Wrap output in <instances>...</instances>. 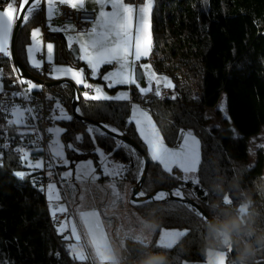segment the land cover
Returning <instances> with one entry per match:
<instances>
[{"label": "trees", "instance_id": "1", "mask_svg": "<svg viewBox=\"0 0 264 264\" xmlns=\"http://www.w3.org/2000/svg\"><path fill=\"white\" fill-rule=\"evenodd\" d=\"M39 16L37 11L24 23L15 43L19 61L37 76L39 72L28 64L25 51L30 30L39 22ZM150 23L151 50L142 60L148 61L155 73L168 76L175 92L163 101L151 98L150 114L168 145L174 144L182 131H193L200 143V160L196 181H185L180 171L167 172L157 161L149 159L142 192L150 194L160 188L177 187L212 220L235 215L236 206L243 199L241 191L247 193L258 213L254 217L255 233L249 236L241 231L234 236V247L238 256L244 243H251L254 255L245 264L264 263V242L257 243V237L264 233V149L257 148L254 163L248 165V140L264 126V0H153ZM45 37L52 36L45 33ZM52 40L56 62L84 68L79 60H72L62 38L53 36ZM107 69L108 66L101 67L99 76ZM14 77L12 60L5 55L0 57L1 85L10 86ZM96 81L103 83L100 78ZM119 88L123 86L108 91ZM46 91L50 94L49 102L59 101L71 117L63 121L61 134L70 165L85 159L96 164L98 146L111 159L126 166L125 178L136 183L142 168L140 155L99 128L95 140L91 139L86 130L97 127L73 118L72 91L68 85L49 87ZM194 92L197 97H193ZM132 94L137 98L134 90ZM222 98L226 116L221 127L208 128L206 110L217 111ZM77 109L85 119L117 129L146 153L129 119L128 102L81 97ZM10 127L0 116V130ZM77 136L82 139L77 140ZM25 164L15 152L0 156V264H88V260L71 257L65 242L55 234V224L48 215L44 190L39 184L42 173ZM18 171L26 173L24 178L15 175ZM225 197L230 203L223 202ZM133 207L153 228L147 242L152 249L136 239L126 238L119 264H140L157 253L167 257L166 264L205 260L211 249L207 243L208 223L196 210L174 200ZM162 228L179 229L186 234L171 248H156L155 238ZM226 261L235 264L227 252Z\"/></svg>", "mask_w": 264, "mask_h": 264}, {"label": "rangeland", "instance_id": "2", "mask_svg": "<svg viewBox=\"0 0 264 264\" xmlns=\"http://www.w3.org/2000/svg\"><path fill=\"white\" fill-rule=\"evenodd\" d=\"M9 2H10L9 0L5 2L0 7V10H5ZM145 3H146V0H143L142 7L144 6ZM12 29L7 34L8 50H9L10 40L12 36ZM2 41H3V37L0 36V43H2ZM143 58H147V57H142V59ZM33 59L31 63L32 66H33ZM36 63L42 64V62H39V61ZM141 66H146V67H141ZM119 67L120 65L114 62L112 71H110L107 75V76H112L113 81L119 79V77H116L113 75L114 73L117 72ZM65 68L66 69L71 68L73 71H82L84 83H87L93 86L94 93L92 95H96L95 88L97 87L102 89L103 94H106V90L103 89L104 85H102L101 83L99 84V83L89 81L82 67L77 68V67H73L69 65ZM138 69L142 72L143 76L147 77L146 79L150 78L149 80H145L144 78L146 85L145 86L142 85L143 87L141 86L138 87V89L140 88L150 89L145 94H141L139 90V93L142 95V100L145 101L147 98L151 97L155 91L159 90L160 87H164V85L167 83H171L172 87L170 88L164 87V89L169 90L172 96L175 95L173 81L168 76L161 75V74L160 75L155 74L148 61L140 59L138 61V65L137 64L131 65L128 71L130 70L133 76L135 77L136 71ZM97 74L98 72L96 73L92 72V75H97ZM61 75H63V76H60L62 78L56 79V78H53L52 76H50V78L54 80H68L77 88L84 87L83 84L77 85L70 74L68 76H65L63 73ZM90 78H92L91 75H90ZM23 80L26 81L25 79ZM156 80L161 81V83L157 85L155 82ZM28 82H31V81H28ZM24 84H26L27 86V83H24ZM36 85L39 87L38 84ZM1 86L2 85L0 82V87ZM116 91L117 93L115 95L110 94L109 96L110 97H116V96L126 97L125 98L126 100H122V101L129 102V106H130L129 119H132L136 132L139 138L141 139V141L144 143L146 154L149 159L153 160L151 157L150 145L147 142V140H145L144 136L141 134V127H140L141 121L144 122L145 132L151 133L152 129L154 128L155 131L158 133V139H160L163 145L170 151H179L180 145L183 143V139L181 135L182 132L184 134L191 133L192 138L198 142L196 147H197V152H198V156L200 160V143H199L198 136L193 131L191 130L182 131L179 134L177 141L172 145H168L166 141L164 140L156 123L154 122L150 112L145 111L143 107L139 106L135 102H133L132 105L130 104L131 100H128V98L130 97V90L129 89L126 90V88L123 87V88L117 89ZM49 105H51V108L53 109L56 105V101L49 102ZM61 106L65 109L66 113L68 114V110L66 109V107H64V105H61ZM217 108H218L217 111L215 109L206 110V117L208 118V123H207L208 128L212 126L221 127V120L222 118L226 116L224 98L219 100ZM13 119H15L14 116H13ZM54 121L55 123L52 128H59L62 130L61 133L59 134L58 139H59L60 145H63L61 142V134L64 130V125H63L64 120H54ZM56 139H57V136L53 133H50L49 139H48V145H50ZM261 145H264V126L261 128L258 134L250 137L248 140V165L249 166H251L255 161L256 149L259 147L264 149V147H261ZM54 151L55 149H50L51 157L53 159H57V157H54L52 155ZM95 152L97 153V157H98L96 164L92 159H85V160L74 162L73 165H70L67 159L65 147H63V157H61L63 161V165H62V169L58 170V177L61 180H64V183H66L65 182L66 178L72 177V179L74 180V183L73 184L66 183L67 185L64 184L63 186L64 195H62L60 188L57 182L55 181L54 173L48 170L46 171L45 175L51 180L48 181L44 187V198L46 201V206L48 207V212L52 216H53V212H59V211H56V207L54 208L53 206H60V207H64L67 209L66 212H61V213H65L68 215L67 219L61 222L55 223V225H53V228H54L55 234L62 241L65 242L66 247L71 249V257L74 258L72 254V248H71V246L74 245L76 246L77 251H83L86 257V259L83 261L88 260L89 261L88 264H113L114 261L117 262V264H119V261L122 256V246H123L124 240L126 238L137 239L138 237L139 238L137 239L138 241L145 242L148 237V233H149L148 230L150 228L149 227L150 225H149V222H147L146 220L142 219V217L139 216V214L136 212V210L133 207V203L131 201V194H132V189L135 183H132L131 181L126 179L124 173L120 174L121 180H119V177H118L119 175L118 176L105 175V171H104L105 168L111 169L114 165H121V164L118 161L111 159L110 156L104 153L98 146L95 147ZM101 152H103L105 156H107V161H105L104 156L100 155ZM89 161L92 162V168L95 170L94 174L98 178L97 179L89 178V179L81 180L78 178L79 167L80 165L86 164ZM37 162L39 161L27 162V163H37ZM157 162L161 165L163 170L167 171L164 168L163 164H161L159 161ZM27 168H30V167H27ZM197 169H198V166H197ZM173 170L180 171L182 178H184L187 175L190 178L188 180L196 181L197 171L193 173L185 174L180 168L175 167V166L173 167L172 171ZM69 172L72 173V175L67 176L65 178V173H69ZM263 174H264V170H263ZM101 176L103 178L107 177L109 178V180L103 181L100 179ZM51 184L55 185V194L59 195L60 197L59 200L50 201L48 199V196L50 194L49 185ZM85 216H88L89 219L85 220ZM89 223H91L93 227L97 230V236L103 238L108 248L107 261L102 260L96 252V249L92 243L93 235L89 232ZM62 225H65L66 227L63 232H60L59 229L61 228ZM74 231L80 235L79 240H77L75 236L73 235ZM159 232L160 233L156 235V238H155L156 241L157 242L161 241L162 243L166 245L168 243H171L173 240H175L176 242L181 237V236H177L176 234L179 232H183V231L179 229L162 228ZM68 251L70 254V250ZM75 259L78 261H81L78 258H75Z\"/></svg>", "mask_w": 264, "mask_h": 264}, {"label": "snow or ice", "instance_id": "3", "mask_svg": "<svg viewBox=\"0 0 264 264\" xmlns=\"http://www.w3.org/2000/svg\"><path fill=\"white\" fill-rule=\"evenodd\" d=\"M44 0H10L7 4V8L5 10H0V36L3 37L2 43H0V53L5 56L9 55L8 50V41L7 34L11 31L14 26V22L16 20H20L21 22H27L31 20L37 11L41 8ZM95 2L101 6L105 4H112L114 11L112 13H101V18L98 19V24H103L105 29V34L101 36L99 39H91L88 44L84 46L85 55L81 57V59L85 60L93 73H96L99 67L103 64H113L114 62L119 64L120 67L116 73L113 75L119 77V79L113 81L112 76H105L104 79L113 81L109 84V86H114L115 83L120 84H137V79L132 75L130 71H128L131 65H134L136 61H139L142 57H147L151 50L152 39H151V23H150V13L153 6V0H146V3L142 8H139L137 11L138 24L135 29V34H133V13L134 8L131 5H126L123 3V0H95ZM48 5L47 11V20H51V18L56 14L53 11V7L55 5H66L69 6L73 10H82L85 4V0H46ZM53 31H59L60 29L53 28ZM65 31L70 30L68 27L64 28ZM74 30V26L73 29ZM96 30L93 28L92 34L85 33L86 36L95 34ZM31 36L35 39L40 36V29H34L31 33ZM115 36V40L112 37ZM38 44L39 41L36 40ZM115 44V46L110 47V44ZM91 49V51H90ZM47 52L49 56H51L53 52V45H47ZM131 62L129 61V58ZM33 67L40 68L42 67L41 63H36L33 60ZM146 67V66H141ZM71 77L74 79L77 85L83 84L86 88H92L93 86L87 83H84L83 72L82 71H73L71 68L64 70V75ZM157 85L161 83V81H155ZM19 83L24 84L27 83V88L24 89L23 92L13 93V95H21L25 100L31 99V92L38 88V86L32 82L20 80ZM139 87V85H137ZM42 87V86H39ZM164 87L170 88L172 87L171 83H167ZM141 94L147 93L150 89L148 88H140ZM96 95L89 96L87 92L83 95L86 99L91 100H109V99H122L126 97H110L106 94H103L102 89L97 87L95 88ZM156 95L159 96V90L156 91ZM48 99H51L50 97ZM7 111V109H6ZM33 109L31 108H21V107H13L11 109V114L15 117V119L7 121L9 125H22L25 122L26 113H31ZM78 111V110H77ZM53 115L49 118L52 120H69L70 116L66 113L65 109L61 106L60 102L57 101L55 107L52 109ZM58 113V114H57ZM97 128H89L86 131L90 135V138L95 140V134H97ZM107 128L108 126H103ZM141 134L144 136L145 140L150 145L151 157L154 161H159L163 164L164 168L171 172L173 167L180 168L183 173H193L197 171V166L199 162V156L197 152V141H195L191 133L184 134L182 132L183 143L180 145L179 151H170L167 149L162 141L158 139V133L153 128L151 133L145 132L144 122H140ZM110 131L119 135L116 129H109ZM48 132L53 133L57 136V139L54 140L50 145V149H55L52 153L54 157L61 158L63 157V145L59 143V134L61 133V129L59 128H49ZM21 135H24L21 133ZM77 140L82 139L81 136L76 137ZM6 145L0 144V149H3ZM68 147H72V145H68ZM264 147V145H261ZM16 152L19 154V159L26 162V167L40 169L43 167L42 163H27L29 158V153L23 151L21 148H17ZM101 156H104L105 161H107V156L103 152L100 153ZM105 175L109 176H118L122 174L123 165H114L111 169L105 168ZM95 170L92 168V162L89 161L86 164H82L79 167L78 178L81 180L85 179H97L98 177L94 174ZM16 176L20 178H24L26 175L25 172L18 171L15 173ZM72 175V173H65V178L67 176ZM185 181L190 179L187 175L183 178ZM198 182V181H197ZM50 194L48 199L50 201L59 200L60 197L58 194H55V185H49ZM145 194L143 192L138 193V197H143ZM169 195L175 196L180 199H184V193L177 188L172 193L159 192L155 195V200H162L168 197ZM133 203H137V201H133ZM56 211L66 212L67 209L60 206H55ZM191 207V206H190ZM197 212L199 210L197 209ZM202 218H207L204 213H199ZM55 215V212H53ZM89 217L85 216V220H88ZM65 225H62L59 229L60 232H63L65 229ZM89 232L93 235V245L96 249L97 254L100 256L102 260L107 261L108 259V248L102 237L97 236V230L93 227L91 223H89ZM184 232H179L176 235L182 236L185 235ZM73 235L77 240L80 239V235L73 232ZM137 239H139L137 237ZM147 247L152 249L147 242H144ZM175 240L171 243L163 245L164 247L171 248ZM156 248L161 247L160 244L155 246ZM72 254L74 258H78L83 261L86 259L83 251H77L76 246H71ZM139 254V252H138ZM211 264H219L218 260H214Z\"/></svg>", "mask_w": 264, "mask_h": 264}, {"label": "built area", "instance_id": "4", "mask_svg": "<svg viewBox=\"0 0 264 264\" xmlns=\"http://www.w3.org/2000/svg\"><path fill=\"white\" fill-rule=\"evenodd\" d=\"M52 22L74 26L75 32H90L95 22V14L91 11L73 10L69 6H63L58 16L52 19ZM2 56L4 55L0 54V57ZM7 57H9V55ZM37 58L41 59V55H37ZM47 71L45 66L38 70L39 77L44 81L49 80ZM20 80L23 79L20 78L18 72L15 70L13 83L7 87H0V116L2 120L8 124L7 121L13 119V115L11 114V109L13 107L31 108L33 111L31 113H26L24 124L10 125V129L0 130V144L6 145V147L0 149V156L7 152L17 153V148H21L23 151L28 152V162L39 161L43 164L42 168L37 169L42 173V178L39 182L42 189L44 190L46 183L51 180L45 175L46 171L50 170L54 173L55 181L60 188L61 194L64 195V180L58 177V168L63 165V161L61 158L53 159L51 157L48 145L50 132H48L47 129L52 128L55 123L54 120L49 118L52 116V108L49 105L50 99H48L50 95L44 86L40 87L39 90H33L30 94L31 99L28 100H25L21 95H13V93L23 92L24 89L27 88L26 84L19 83ZM85 92L90 95L93 93V89L82 87L80 90L81 97H83ZM159 92V96L156 95L155 91L151 97L147 98L145 101L139 102V105L143 107L145 111L150 112L148 104L151 98L163 101L173 97L167 89L160 88ZM197 96L198 94L194 92L193 97ZM21 133L24 135H21ZM126 170L127 167L123 166L122 173H125ZM103 180L108 181L109 178L106 177L103 178ZM65 182L73 183V179L66 178ZM66 216L67 214L65 213L55 214V223L60 222Z\"/></svg>", "mask_w": 264, "mask_h": 264}, {"label": "crops", "instance_id": "5", "mask_svg": "<svg viewBox=\"0 0 264 264\" xmlns=\"http://www.w3.org/2000/svg\"><path fill=\"white\" fill-rule=\"evenodd\" d=\"M123 3L126 4V5H131L134 8V13H133V34H135V29H136L137 24H138V18H137V11L136 10H138L139 8H142V3H128L125 0H123ZM63 6H66V5H55L53 7V11H55L56 14L49 21V20L46 19V17H47V11H48V5L46 3V0H44L41 8L38 10V12H40L39 22L36 25H34L31 28V30H30V39H29L28 45L26 46V51H25V53H26V60H27L28 64L31 67H33L31 65V63H32V59L34 58L33 60H35L36 62H38V61L39 62H42V67L43 66L46 67V69L48 70L47 71L48 72L47 76H48L49 80H54V79L50 78V76H52L53 78H56V79L57 78H62L60 76H63L61 74H63L64 73V70H66L65 67H67L69 65L72 66V65L69 64V63H58V62L55 61L54 42L52 40V37L53 36H56V37L62 38L64 40V42H65L66 47L70 50V55H71L72 60H74V59H73V56L71 54V48L73 46L76 47V50H77V53H78V60L81 62L82 66L85 68V69L83 68V70L85 72L86 77L89 79V81H92V82H95V83H99L100 84V82H97L96 81V79L100 78V80L103 81V83H101L102 85H104V88L103 89L106 90V94L108 96L110 94H114L115 95L117 93V91L109 92L108 91L109 88L123 86V87L126 88V90L127 89L130 90V97L128 98V100H131V103L130 104L132 105L133 102H135L136 104L139 105V102H142L143 100H142V95L139 93V89H138V86L137 85H139V87L140 86L141 87L145 86L146 85V82L144 81V78H145V80H149L150 78L149 79H146L147 77L143 76V74H142V76H143V82H144L143 86L140 85L138 82H137V84H120V83H115L114 86H109V84L112 83V81L106 80V79H104V77L107 76L110 71H112L113 64L114 63L113 64H103V65H101L99 67L98 71H97L98 74L97 75H92V71L90 70L89 64L85 60L81 59V57L85 55L84 50H83L84 49V46L86 44H88L91 39H99V38H101V36L103 34H105V29H104L103 24H98L97 21H98V19L101 18V13L102 12L103 13H112L114 11V8H113L112 4H105V5L101 6V5L97 4L95 2V0H85V4H84V7H83L82 10L91 11V12H93L95 14V22H94V24L92 26V30H93V28H95L96 32H95V34L88 35V36H86L85 33L92 34V31H90V32H84V31L75 32V29L72 30L73 29L72 26H67V25L59 24L57 22H55V23L52 22V19L53 18H56L58 16V14H59V12H60V10H61V8ZM14 24H15V22H14ZM65 27H68L70 30L65 31L64 30ZM37 28L40 29V36L34 39L31 36V33H32V31L34 29H37ZM53 28L60 29V30L59 31H53L52 30ZM12 31H13V29H12ZM45 33L47 34V36H52V37H50L51 39L50 38L46 39ZM112 39L115 40L116 39L115 36H113ZM36 40L39 41L38 44L36 43ZM49 43L53 45V52H52L51 56H49V54L47 52V45ZM109 46L110 47H113V46H115V44L113 43V44H110ZM9 50H10V46H9ZM90 51H91V49H90ZM37 55H41V59H38L37 58ZM131 59L132 58L130 57V59H129L130 62H131ZM141 60H142V58H141ZM136 64L138 65V61L135 62V65ZM103 66H108V69L105 70L102 73L101 77H100L99 76V70ZM40 68H35V69L39 70ZM155 74L160 75L158 73H155ZM90 75L92 76V78H90ZM66 78H68V77H66ZM69 79H70V77H69ZM54 81H56V80H54ZM160 88H164V87H160ZM92 89H93V87H92ZM132 90L135 91V95L137 96V98H135V99L133 97ZM93 93H94V89H93ZM92 94H90V95H92ZM83 97H84V95H83ZM71 98H72V96H71ZM122 100H126V99L125 98H122V99H114V100L109 99V100H106V101L127 102V101H122ZM95 101H99V100H95ZM128 104H129V102H128ZM130 120L132 122V119H130ZM60 169H62V166H60L58 168V170H60ZM118 177H119V180H121L120 179V175ZM68 178H72V177H68ZM100 179L103 180V177L101 176ZM73 183H74V180H73ZM73 183H69V184H73ZM64 184H66V183H64ZM64 184H63V186H64ZM63 190H64V187H63ZM53 207L55 208V206H53ZM47 211H48V207H47ZM57 213H61V212H55V214H57ZM48 215H50L49 212H48ZM50 216H52V215H50ZM67 217H68V215L64 219H62L61 221L67 219ZM149 225H150V223H149ZM149 227L150 228L148 230V232H149L148 233V237H147V239H146L145 242H149L150 239H151V236H152L153 228H152L151 225ZM159 231H158V233H160ZM142 242L144 243V241H142ZM157 243L160 244L162 247H164L163 245H165L161 241H159ZM68 250H70V255H71V249L68 248ZM214 260H218L219 264H226L227 263V261H226V250L219 249L217 251H213V250L209 249L207 251V253H206V258H205L204 261H200V262H184L183 264H211V262H213Z\"/></svg>", "mask_w": 264, "mask_h": 264}, {"label": "water", "instance_id": "6", "mask_svg": "<svg viewBox=\"0 0 264 264\" xmlns=\"http://www.w3.org/2000/svg\"><path fill=\"white\" fill-rule=\"evenodd\" d=\"M7 0H0V5L2 6ZM10 1V0H9ZM25 22H21L20 20H16L14 27H13V31H12V36H11V40H10V54H9V58L12 60V63L14 65L15 70L18 72L20 78L25 79L27 81H31L33 83H36L40 86H44L45 88H49V87H53V86H57V85H69L71 87L72 90V98H71V114L73 116L74 119H76L77 121L83 122L85 124L88 125H94V126H99L98 128L100 130H102L104 133L115 137L117 139H119L121 142L125 143L126 145L130 146L133 150H135L141 157L142 159V168L139 174V177L135 183V185L133 186L132 189V194H131V201L133 203V201H137V203H135V205L140 204V203H145V202H156V201H163V200H174V201H179L182 202L184 204H187L189 206H191V208H193L194 210L197 211V209L199 210V213H204L207 218H203L204 221H206L207 223L210 221H213L207 214L206 212L203 210V208L197 204L196 202H194L192 199H190L188 196H186L184 194V199H180L177 198L175 196L169 195L168 197H166L165 199L162 200H155L154 197L157 193L159 192H165V193H172L173 191H175L177 189V187L168 189V188H160L157 189L155 191H153L150 194H145L143 197H138V193L142 192V184L144 182L145 176L147 174V170H148V164H149V158L147 156V154L140 149V147L134 143L132 140H130L128 137H126L123 133L119 132V135H117L116 133L110 131L109 129H115L112 127H103L105 126L104 123H100V122H93L90 121L88 119H85L83 116H81L79 114V112L77 111V106H78V102L81 98V94H80V90L82 89L75 87L71 82H69L68 80H47L44 81L42 80L39 76L32 74L31 72H29L23 65L22 63L19 61L18 57L16 56L15 53V43H16V39L17 36L21 30V28L23 27ZM71 54L73 56V59L76 61L78 60V53L76 50V47L73 46L71 48ZM135 78L137 79V82L140 85H143V76L141 71L138 69L136 71V75ZM181 190V189H180ZM182 191V190H181ZM183 192V191H182ZM184 193V192H183ZM134 204V203H133ZM200 215V214H199ZM226 252L230 255V257L233 259V261L235 262V264H239V261L237 260V253L235 251V247H234V243L232 244V246L230 248L225 247ZM257 264H264V263H257Z\"/></svg>", "mask_w": 264, "mask_h": 264}, {"label": "clouds", "instance_id": "7", "mask_svg": "<svg viewBox=\"0 0 264 264\" xmlns=\"http://www.w3.org/2000/svg\"><path fill=\"white\" fill-rule=\"evenodd\" d=\"M219 190H223L222 186L218 185ZM243 199L240 204L236 206V214L229 215L222 220L208 222L207 225V243L211 250L217 251L219 249L228 247L230 248L234 243V236H237L241 231L246 232L247 235L251 236L255 233L254 217L258 215L254 211V202L247 195V193L241 191ZM225 204L230 203L227 197L224 198ZM264 242V233L257 237V243ZM254 255V249L251 243L245 242L243 247L240 249L237 256L239 264H245V262ZM167 257L163 253H157L149 256L147 259L140 261V264H166ZM117 264V262H113Z\"/></svg>", "mask_w": 264, "mask_h": 264}, {"label": "bare ground", "instance_id": "8", "mask_svg": "<svg viewBox=\"0 0 264 264\" xmlns=\"http://www.w3.org/2000/svg\"><path fill=\"white\" fill-rule=\"evenodd\" d=\"M50 219H51V221L55 224V218H54V215H53V216H50Z\"/></svg>", "mask_w": 264, "mask_h": 264}]
</instances>
